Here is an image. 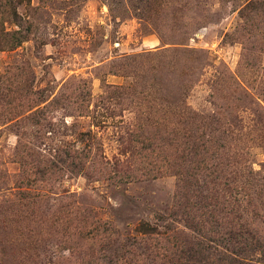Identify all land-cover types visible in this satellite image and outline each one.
<instances>
[{"label":"rangeland","instance_id":"1","mask_svg":"<svg viewBox=\"0 0 264 264\" xmlns=\"http://www.w3.org/2000/svg\"><path fill=\"white\" fill-rule=\"evenodd\" d=\"M0 264H264V0H0Z\"/></svg>","mask_w":264,"mask_h":264}]
</instances>
